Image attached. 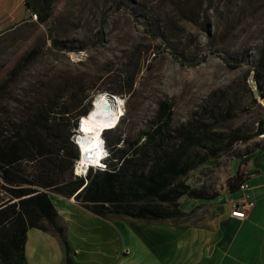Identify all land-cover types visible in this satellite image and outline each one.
Here are the masks:
<instances>
[{"label": "rangeland", "instance_id": "374dc122", "mask_svg": "<svg viewBox=\"0 0 264 264\" xmlns=\"http://www.w3.org/2000/svg\"><path fill=\"white\" fill-rule=\"evenodd\" d=\"M182 1L54 0L47 24L31 17L0 31V119L5 114L16 118L23 102L39 90L76 82L94 98L101 93L117 96L123 111L118 132L131 137L151 125L162 102L172 110L173 125L205 107L217 104L222 109L231 103L237 115L218 131L240 127L252 132L254 127V132L255 120L264 124V101L257 98L261 108L252 104L246 75L252 73L248 64L256 63L264 51V0H207L210 10L197 20L182 13ZM174 56L206 59L186 67ZM224 60H239L240 67L230 69ZM255 143L264 145V134L236 150L243 153ZM244 166L237 157L224 154L191 172L187 183L218 195L212 200L182 197L180 210L194 212L174 221L196 220L210 203L224 200L227 181ZM130 226L116 225L117 247L121 237L142 247L147 242L143 238L157 236L152 226H145L148 231ZM188 236L194 238L192 233Z\"/></svg>", "mask_w": 264, "mask_h": 264}, {"label": "trees", "instance_id": "16d2710c", "mask_svg": "<svg viewBox=\"0 0 264 264\" xmlns=\"http://www.w3.org/2000/svg\"><path fill=\"white\" fill-rule=\"evenodd\" d=\"M53 2L25 0L24 7L30 18L36 15L38 24H47ZM181 3L182 13L194 20L210 10L207 0ZM259 54L256 64L264 66V51ZM174 58L182 66L195 67L206 56ZM224 62L230 69L239 68L241 63ZM250 71L246 78L253 79L254 88L248 85V92L252 104L261 108L257 98L264 101V74L252 68ZM74 83L39 90L33 99L23 102L16 118L5 114L0 119V264H27L25 243L27 231L32 228L53 230L61 243L65 264H73L66 229L59 222L49 197L51 193L73 198L102 219L120 216L153 223L184 218L188 213L180 210L182 197L212 200L218 195L203 186L187 183L191 172L224 154L235 156L241 165H246L254 154L264 150L260 143L247 147L243 153L236 150L239 144L264 134L260 118L254 121V132V127L252 132L240 127L218 131L237 115L234 104L222 109L213 104L180 125H173L172 110L162 102L151 125L136 136L118 132V125L103 131L107 154L102 166L89 167L85 174L78 175L75 173L79 160L75 144L78 123L89 112L95 96L85 94ZM243 178V173L237 172L228 180L229 192L238 189Z\"/></svg>", "mask_w": 264, "mask_h": 264}, {"label": "crops", "instance_id": "0c3cea01", "mask_svg": "<svg viewBox=\"0 0 264 264\" xmlns=\"http://www.w3.org/2000/svg\"><path fill=\"white\" fill-rule=\"evenodd\" d=\"M24 2L0 0V31L30 18ZM242 172L249 200L254 202L242 220L230 216L231 203L243 200L237 188L220 203L206 206L202 217L182 223L174 221L177 218L141 224L102 219L73 198L53 193L49 197L66 229L73 264H264V150L254 154ZM183 212L190 216L194 211ZM117 224L147 231L145 226H152L158 232L156 237L143 238L147 242L142 247L123 237L117 247ZM189 233L194 238H189ZM25 257L27 264H65L61 243L51 229L27 231Z\"/></svg>", "mask_w": 264, "mask_h": 264}, {"label": "bare ground", "instance_id": "6f19581e", "mask_svg": "<svg viewBox=\"0 0 264 264\" xmlns=\"http://www.w3.org/2000/svg\"><path fill=\"white\" fill-rule=\"evenodd\" d=\"M251 83V78L248 80ZM253 88V86H251ZM115 97V102L108 98L107 93H101L94 98L92 110L81 119L80 136L77 143L80 148L81 158L76 163V174H80L88 166H95L102 163L105 151L102 145V133L105 130L115 128L120 121L123 111L121 100ZM79 126V127H80ZM102 130V131H101Z\"/></svg>", "mask_w": 264, "mask_h": 264}, {"label": "built area", "instance_id": "2783aa9c", "mask_svg": "<svg viewBox=\"0 0 264 264\" xmlns=\"http://www.w3.org/2000/svg\"><path fill=\"white\" fill-rule=\"evenodd\" d=\"M31 17L36 19V15L34 14H32ZM250 86H253L254 88V81L252 78H251ZM238 189L241 190V192L243 193V200L239 202L231 203L230 216L232 218L242 220L246 217V212L253 207L254 202L249 200V194H248L249 186L247 185L246 182H242L239 185Z\"/></svg>", "mask_w": 264, "mask_h": 264}, {"label": "water", "instance_id": "95a60500", "mask_svg": "<svg viewBox=\"0 0 264 264\" xmlns=\"http://www.w3.org/2000/svg\"><path fill=\"white\" fill-rule=\"evenodd\" d=\"M100 39H101V37L99 38V40H97V42H95L94 43V45L96 44V43H98L99 41H100ZM52 44L55 46V43L52 41ZM220 57V56H219ZM221 58V57H220ZM222 60H223V58H221ZM252 69H255V70H257L258 72H260V73H263L264 74V66H262V65H259V64H256V63H249L248 64ZM108 94V98L110 99V100H112V101H114L115 102V97L113 96V95H111V94H109V93H107ZM81 119L82 118H80V120H79V123H78V132H79V134L80 133H82V132H80V131H82L81 130V128L79 127L80 125H81ZM102 131V130H101ZM80 135H77L76 137H75V144L77 145V147H79V145H78V143H77V138L79 137ZM104 147V146H103ZM79 151H80V148H79ZM104 151H105V154H106V150L104 149ZM81 158V154L79 153V159ZM97 166H101V163H99V164H97ZM87 168V167H86ZM85 168V169H86Z\"/></svg>", "mask_w": 264, "mask_h": 264}, {"label": "clouds", "instance_id": "9594fccd", "mask_svg": "<svg viewBox=\"0 0 264 264\" xmlns=\"http://www.w3.org/2000/svg\"><path fill=\"white\" fill-rule=\"evenodd\" d=\"M78 135H80V134H78ZM77 136V135H76ZM102 145L104 146V143H102ZM105 149V148H104ZM106 154H107V152H106ZM106 154H104V156H103V158L106 156ZM103 158H101V159H103ZM97 165H95V166H88L86 169H84L83 170V174H85L86 173V171H87V169L89 168V167H96ZM101 166H102V164H101ZM101 166H98V167H101ZM76 167V166H75ZM75 170H76V168H75ZM78 175H81V174H78Z\"/></svg>", "mask_w": 264, "mask_h": 264}]
</instances>
